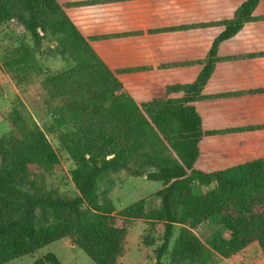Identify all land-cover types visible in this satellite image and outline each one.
<instances>
[{
    "label": "trees",
    "instance_id": "1",
    "mask_svg": "<svg viewBox=\"0 0 264 264\" xmlns=\"http://www.w3.org/2000/svg\"><path fill=\"white\" fill-rule=\"evenodd\" d=\"M12 25L74 62L42 73L24 35L4 66L22 85L40 79L30 103L60 129L77 194L49 185L58 152L11 115L0 138V264L64 239L94 264H118L138 220L164 228L156 264L176 225L170 264H214L253 243L264 256V0H0V29ZM122 172L163 189L117 210ZM34 264L62 262L47 253Z\"/></svg>",
    "mask_w": 264,
    "mask_h": 264
},
{
    "label": "rangeland",
    "instance_id": "2",
    "mask_svg": "<svg viewBox=\"0 0 264 264\" xmlns=\"http://www.w3.org/2000/svg\"><path fill=\"white\" fill-rule=\"evenodd\" d=\"M26 35V44L36 52V59L42 73H56L74 66L73 60L61 57L51 52L57 44L53 40L44 39L40 48L34 47L30 34H26L20 26L12 25L11 29L3 27L0 29V138L8 135L13 127L10 116L19 113L25 116L31 124H36L44 131L48 140L58 152L61 164L54 174L49 177V185L60 189L62 193L75 196L77 194L72 183V171L76 168L75 162L63 151L60 143V129L52 122L49 115L42 109H36L31 105L33 97L37 95L32 85L37 84L39 78L30 80L31 85H22L14 78L4 66L7 53L20 47L23 43L22 37ZM31 86V87H30ZM36 94V95H35ZM24 106H23V105ZM118 185L115 189L112 200L117 210L149 198L163 189L162 182L149 181L146 177H133L125 172L117 176ZM154 209L160 207V201L153 204ZM209 224L202 225L196 234L204 239L209 233ZM181 231V226L174 227L173 237L169 245V251L164 255L161 264H170V254L175 241ZM164 228L161 224H151L143 220L134 221L129 226L125 243V254L118 264H156L155 251L160 247L163 239ZM153 243V245H148ZM47 253H54L61 260L62 264H94L93 261L70 239H64L52 244L39 252L26 256L9 264H34L35 261ZM214 264H264L263 253L257 243L230 258L215 257Z\"/></svg>",
    "mask_w": 264,
    "mask_h": 264
}]
</instances>
